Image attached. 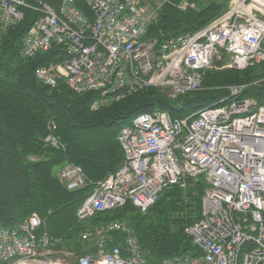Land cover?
<instances>
[{"label": "built area", "instance_id": "2783aa9c", "mask_svg": "<svg viewBox=\"0 0 264 264\" xmlns=\"http://www.w3.org/2000/svg\"><path fill=\"white\" fill-rule=\"evenodd\" d=\"M36 0H0V29L23 19ZM143 0H60L41 12L23 39L22 56L33 58L60 46V60L35 71L51 88L66 84L77 94L94 92L92 110L149 87L175 99L201 90L205 71L225 58L235 70L264 61V0H231L229 11L205 29L159 44L147 39L151 19ZM84 6L87 11L80 8ZM229 97L184 120L166 113L139 115L123 127L118 141L122 165L92 190L78 210L80 221L130 202L145 212L158 195L203 176L207 189L201 218L187 229L196 255L161 264H264V106ZM56 129L53 122L48 130ZM45 142L60 141L50 134ZM64 147L63 145H61ZM35 160V158H30ZM69 191L88 184L78 166L58 172ZM36 214L13 228L0 224V264H148L125 222L80 234V252L59 249ZM119 233L116 242L112 234Z\"/></svg>", "mask_w": 264, "mask_h": 264}, {"label": "trees", "instance_id": "16d2710c", "mask_svg": "<svg viewBox=\"0 0 264 264\" xmlns=\"http://www.w3.org/2000/svg\"><path fill=\"white\" fill-rule=\"evenodd\" d=\"M229 1L166 0L155 9L146 37L163 43L171 37L193 34L227 11ZM34 3L37 11L26 8L19 23L0 29V224L12 228L36 214L48 236L61 240L57 248L80 252L85 247L79 239L81 233L120 221L136 236L148 264L196 255L187 229L201 218L207 187L202 177L190 180L185 190L174 186L161 192L145 212L126 202L96 213L84 226L77 212L92 185L70 192L58 181L57 172L72 164L83 170L90 184L104 180L124 161L117 139L120 130L141 114L162 112L171 120H184L227 99L233 86L244 87L237 100L264 105V62L243 71L207 70L201 90L175 99L149 87L92 110L97 93L77 94L66 84L51 88L37 80L38 68L60 60V46L53 45L33 58L22 56L23 39L42 9L39 3L56 10L60 0ZM50 122L56 127L53 132L48 130ZM50 134L64 147L47 144ZM111 237L116 242L121 238L119 233Z\"/></svg>", "mask_w": 264, "mask_h": 264}, {"label": "rangeland", "instance_id": "374dc122", "mask_svg": "<svg viewBox=\"0 0 264 264\" xmlns=\"http://www.w3.org/2000/svg\"><path fill=\"white\" fill-rule=\"evenodd\" d=\"M144 1V4H146L147 6H148V11L149 12H153V11H155V9L159 6V5H161V1L162 0H143ZM223 64H225V65H227V66H229V61H227L226 59H224L223 60ZM230 68V67H229ZM231 69V68H230ZM233 70V69H232ZM81 224L82 225H84V226H87V225H89V220L87 219V220H83V221H81ZM75 245V244H74ZM74 245H73V247H74ZM79 246V245H78ZM82 246V245H81ZM75 249L77 248V247H74Z\"/></svg>", "mask_w": 264, "mask_h": 264}]
</instances>
